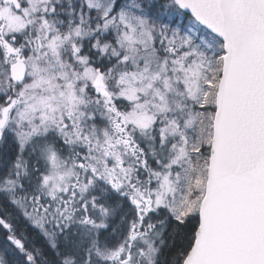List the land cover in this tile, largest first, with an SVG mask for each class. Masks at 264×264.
I'll list each match as a JSON object with an SVG mask.
<instances>
[{"label": "snow or ice", "instance_id": "obj_1", "mask_svg": "<svg viewBox=\"0 0 264 264\" xmlns=\"http://www.w3.org/2000/svg\"><path fill=\"white\" fill-rule=\"evenodd\" d=\"M0 264H264V0H0Z\"/></svg>", "mask_w": 264, "mask_h": 264}]
</instances>
